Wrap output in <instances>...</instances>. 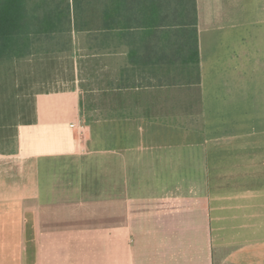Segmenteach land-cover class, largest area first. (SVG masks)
Masks as SVG:
<instances>
[{"label":"crops","instance_id":"obj_1","mask_svg":"<svg viewBox=\"0 0 264 264\" xmlns=\"http://www.w3.org/2000/svg\"><path fill=\"white\" fill-rule=\"evenodd\" d=\"M196 9L191 46L14 64L0 264H264V0Z\"/></svg>","mask_w":264,"mask_h":264},{"label":"trees","instance_id":"obj_2","mask_svg":"<svg viewBox=\"0 0 264 264\" xmlns=\"http://www.w3.org/2000/svg\"><path fill=\"white\" fill-rule=\"evenodd\" d=\"M196 25V0H0V95H13L15 63L54 70L60 61L71 65L77 50L115 51L141 28L162 29L165 44L179 47L189 33L191 46ZM195 54L198 64L196 36Z\"/></svg>","mask_w":264,"mask_h":264}]
</instances>
